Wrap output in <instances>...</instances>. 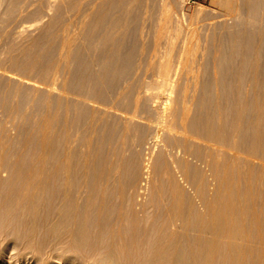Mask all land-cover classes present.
<instances>
[{"label":"bare ground","instance_id":"6f19581e","mask_svg":"<svg viewBox=\"0 0 264 264\" xmlns=\"http://www.w3.org/2000/svg\"><path fill=\"white\" fill-rule=\"evenodd\" d=\"M167 63L158 71L163 81L171 75ZM253 71L250 100H236L234 112L229 103V130L221 96L190 106L168 98L163 152L155 147L150 167L144 156L140 177L139 152L124 159L121 150L146 144L143 126L130 118L118 128L105 109L83 121L66 107L49 116L39 138L24 136V150L0 147V264H264V92ZM205 176L216 183L212 194Z\"/></svg>","mask_w":264,"mask_h":264},{"label":"rangeland","instance_id":"374dc122","mask_svg":"<svg viewBox=\"0 0 264 264\" xmlns=\"http://www.w3.org/2000/svg\"><path fill=\"white\" fill-rule=\"evenodd\" d=\"M9 1L0 0V147L5 150L12 144L22 149L28 133L39 138L46 131L49 116L66 107H74V117L83 121L101 116V109H105L118 128L130 118L143 126L144 147L140 143L129 147L131 150H121L124 159L133 156L134 150L141 154L136 157L139 167L135 165L140 177L147 163L144 156L149 158L150 167L156 153L163 152L159 150L163 144L160 124L168 98L184 100L190 106L203 97L214 100L213 96H221L220 103L228 104L223 129L229 130L232 111L242 106V97L245 102L246 95L252 96L253 69L264 92V0ZM166 62L171 75L163 81L158 71ZM144 95L149 97L141 99ZM229 103L234 104L232 111ZM132 109L142 118L127 114ZM246 109L244 120L248 121L253 114L252 109ZM84 133L80 131V135ZM152 144L156 145L152 148ZM147 145H151V152ZM150 153L156 155L154 159ZM254 161L255 166L261 163ZM121 170L119 176L123 177L127 169ZM206 176L207 192L212 194L216 183ZM260 179L264 190V174Z\"/></svg>","mask_w":264,"mask_h":264}]
</instances>
